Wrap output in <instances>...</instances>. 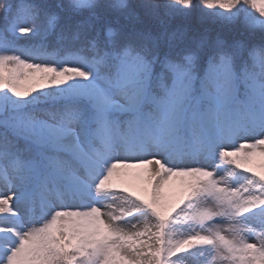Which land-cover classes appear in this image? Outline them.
Instances as JSON below:
<instances>
[{"label":"snow or ice","instance_id":"6c2138e0","mask_svg":"<svg viewBox=\"0 0 264 264\" xmlns=\"http://www.w3.org/2000/svg\"><path fill=\"white\" fill-rule=\"evenodd\" d=\"M0 264H264V0H0Z\"/></svg>","mask_w":264,"mask_h":264},{"label":"trees","instance_id":"16d2710c","mask_svg":"<svg viewBox=\"0 0 264 264\" xmlns=\"http://www.w3.org/2000/svg\"><path fill=\"white\" fill-rule=\"evenodd\" d=\"M258 165L259 164L257 162L253 161L251 166L255 167L256 171H262L258 167ZM173 182L174 180L171 181L169 185H167L164 189L165 195L170 201H175L181 195L179 184L178 186H176L175 184H172ZM125 187L128 188L129 193L134 192L136 193V195H141V196L145 195V193L143 192V184H142V181L140 180L129 179L125 184H122L120 188L117 189V191H123Z\"/></svg>","mask_w":264,"mask_h":264},{"label":"rangeland","instance_id":"374dc122","mask_svg":"<svg viewBox=\"0 0 264 264\" xmlns=\"http://www.w3.org/2000/svg\"><path fill=\"white\" fill-rule=\"evenodd\" d=\"M260 157H255V158H253V161L254 162H257L258 164H259V162H260ZM215 167V166H214ZM220 167H225V165H223V164H221L220 165ZM229 167H234V165L233 166H229ZM237 171H243V169H237ZM246 175H252V173H245ZM224 175H226V173H224ZM217 179H219V177H217ZM172 184H175L176 186H178V181L177 180H175L174 179V182L172 183ZM220 186H224L223 184H221ZM116 191H117V189H116ZM182 206V205H181ZM102 211H103V209H102ZM225 227H227L226 225H225Z\"/></svg>","mask_w":264,"mask_h":264}]
</instances>
